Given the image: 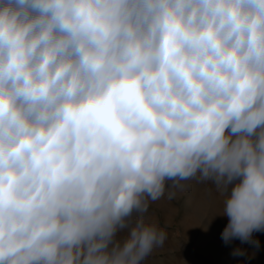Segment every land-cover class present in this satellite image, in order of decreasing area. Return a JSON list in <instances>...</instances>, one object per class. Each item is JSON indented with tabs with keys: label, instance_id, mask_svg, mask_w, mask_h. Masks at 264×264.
<instances>
[{
	"label": "clouds",
	"instance_id": "clouds-1",
	"mask_svg": "<svg viewBox=\"0 0 264 264\" xmlns=\"http://www.w3.org/2000/svg\"><path fill=\"white\" fill-rule=\"evenodd\" d=\"M191 179L259 247L264 0H0V264H142Z\"/></svg>",
	"mask_w": 264,
	"mask_h": 264
},
{
	"label": "rangeland",
	"instance_id": "rangeland-1",
	"mask_svg": "<svg viewBox=\"0 0 264 264\" xmlns=\"http://www.w3.org/2000/svg\"><path fill=\"white\" fill-rule=\"evenodd\" d=\"M182 183L183 188H167L145 214L165 229L167 239L142 264H264V230L252 234L259 247L238 238L225 243L221 233L229 218L218 215L225 194L210 182L191 179ZM169 192L175 194L169 196ZM237 247L246 249V254L233 255Z\"/></svg>",
	"mask_w": 264,
	"mask_h": 264
}]
</instances>
